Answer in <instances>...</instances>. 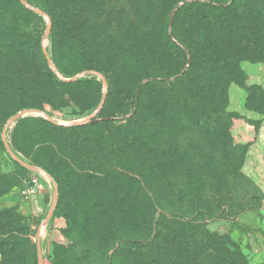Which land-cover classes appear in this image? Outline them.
Masks as SVG:
<instances>
[{
	"label": "trees",
	"instance_id": "16d2710c",
	"mask_svg": "<svg viewBox=\"0 0 264 264\" xmlns=\"http://www.w3.org/2000/svg\"><path fill=\"white\" fill-rule=\"evenodd\" d=\"M152 1L150 7L144 2L148 14L162 20L150 16L144 50L131 51L127 63L115 67L119 84L137 95L134 112L49 124L63 135L67 152L44 151L42 162L61 194L71 187L94 194L85 231L103 250L102 256L88 249L80 255L73 241L55 248V264H250L210 222L255 207L240 194L244 149L231 136L228 89L247 79L243 61L264 62V0ZM4 100L0 120L16 111L9 95ZM108 101L109 95L98 114ZM32 120L21 119L15 129ZM15 246L9 249L14 255Z\"/></svg>",
	"mask_w": 264,
	"mask_h": 264
},
{
	"label": "rangeland",
	"instance_id": "374dc122",
	"mask_svg": "<svg viewBox=\"0 0 264 264\" xmlns=\"http://www.w3.org/2000/svg\"><path fill=\"white\" fill-rule=\"evenodd\" d=\"M134 2L0 0V88H9L8 94L0 91V107L6 95L16 102V111L0 120V264H55V248L69 247L73 241H78L80 255L86 249L103 255L100 243L85 231L84 215L95 210L94 194L72 187L61 194L58 179L41 155L47 150L67 152L61 149L63 135L50 123L79 125L107 113L108 118H120L136 109L137 95L130 96L119 84L115 67L127 63L131 51L144 50L152 18L160 22L163 17L148 14L154 1ZM241 68L247 79L229 86L228 110L235 114L231 136L244 149L246 181L240 194L255 207L216 217L210 227L229 236L250 264H264V62L243 61ZM108 95L104 113L98 114ZM20 112L24 114L18 117ZM24 118L37 121L15 129ZM61 140L64 144H58ZM65 160L72 167L71 158ZM35 182L37 193L28 196ZM212 188L205 189L209 195ZM164 189L169 190L167 182ZM13 244L16 255L9 252Z\"/></svg>",
	"mask_w": 264,
	"mask_h": 264
},
{
	"label": "built area",
	"instance_id": "2783aa9c",
	"mask_svg": "<svg viewBox=\"0 0 264 264\" xmlns=\"http://www.w3.org/2000/svg\"><path fill=\"white\" fill-rule=\"evenodd\" d=\"M37 188H38V184H37V182H35L33 186H30V187L27 189L26 194H27L28 196H33V195H35V194L37 193Z\"/></svg>",
	"mask_w": 264,
	"mask_h": 264
},
{
	"label": "water",
	"instance_id": "95a60500",
	"mask_svg": "<svg viewBox=\"0 0 264 264\" xmlns=\"http://www.w3.org/2000/svg\"><path fill=\"white\" fill-rule=\"evenodd\" d=\"M104 101H105V98H104V100H103V102H102L100 108L98 109V111H99V110L101 109V107L103 106ZM95 113H97V112H95ZM95 113H94V114H95ZM23 114H24V112H20V113L18 114V117H21ZM94 114H92V116H93ZM88 121H90V119H89V120L80 121V123H86V122H88ZM54 197L56 198V195H54Z\"/></svg>",
	"mask_w": 264,
	"mask_h": 264
}]
</instances>
